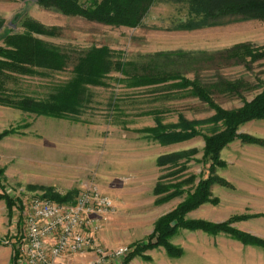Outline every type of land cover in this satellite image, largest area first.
Returning a JSON list of instances; mask_svg holds the SVG:
<instances>
[{
	"label": "rangeland",
	"instance_id": "obj_1",
	"mask_svg": "<svg viewBox=\"0 0 264 264\" xmlns=\"http://www.w3.org/2000/svg\"><path fill=\"white\" fill-rule=\"evenodd\" d=\"M0 17L5 22L0 31V47L4 46L7 33L24 31L22 23L26 18L61 30L56 37H36L60 48L69 57L65 70L38 69L40 75L17 78L15 86L23 94L39 100L46 99L55 85L71 81L78 59L93 47L121 52L126 61L138 67L154 62L204 84L220 79L244 80L253 87L243 92L248 101L260 92L257 87L264 81V60L246 66L219 54L239 43L264 46V23L253 21L172 31L188 19L187 0H156L142 26L136 29L67 17L42 7L39 0H0ZM177 52L183 53L182 56L154 57L158 53ZM123 78L113 72L105 79L107 86L88 87V101L78 117L37 116L0 105V134L13 131L0 140V169L4 171L0 193L14 201L10 211L6 201L0 200V241H10L14 231H22L26 207L31 200L50 199L45 197L50 191L61 197L72 194L76 202L84 190L95 187L108 195L115 207L96 240L107 249L123 246L133 249L134 253L140 245L157 242L153 237L157 222L177 209L187 199V193L202 178L208 177L203 138L163 146L148 130L156 126L158 114L164 124H176L179 115L188 120H202L211 117L214 111L170 84L128 88L118 82ZM7 84L15 87L12 81ZM213 98L225 109L243 105L242 99L235 96L216 93ZM239 133L264 140V122L247 124ZM186 151H196L190 157L187 170L176 177L161 179L171 170L159 168L158 158ZM221 160L227 166L216 168L215 175L230 187L215 185L212 193L219 203L204 204L187 218L220 224L234 216L250 215L253 218L233 223L232 227L264 240V147L235 141L221 152ZM190 176L196 179L192 185L183 187L186 191L183 196L157 203L161 197L155 195L157 185L166 187ZM170 242L182 249L181 257H169L160 246L137 255L129 264H264L263 248L244 245L225 234L211 236L179 229ZM8 245L15 255V247ZM93 258L94 254L86 253L71 257L70 262L87 264Z\"/></svg>",
	"mask_w": 264,
	"mask_h": 264
},
{
	"label": "trees",
	"instance_id": "obj_2",
	"mask_svg": "<svg viewBox=\"0 0 264 264\" xmlns=\"http://www.w3.org/2000/svg\"><path fill=\"white\" fill-rule=\"evenodd\" d=\"M155 3L156 0H39L42 7L53 9L67 17L80 18L87 22L115 28L131 29L142 26ZM187 3L188 19L171 29L172 31H194L253 21L264 23V0H187ZM4 25L5 22L0 17V31ZM22 27L24 29L22 33H7L3 38L4 46L0 47V105L2 106L37 116L78 117L88 101V87L107 86L105 79L111 73L117 72L124 77L118 82L125 84L128 88L170 84V87L185 92V95L198 98L214 111L211 117L202 120H188L185 116L179 115V121L176 124H164L159 114L155 116L156 126L150 128L148 132L163 146L180 144L198 137L203 138L205 143L203 160L205 165H209V175L207 178H202L193 191L187 193V199L177 209L157 222L153 235L157 242L140 245L126 264H129L137 255H142L143 252L160 246L165 248L169 257H181L182 249L170 242L179 229L201 231L211 236L225 234L244 245L264 249L263 239L232 227L233 223L253 218L250 215L234 216L220 224L187 218L188 214L204 204L219 203L218 198L213 197L212 193L215 185L230 187V184L223 178L215 175L216 168L227 166V163L221 160V152L227 146L235 141H241L244 144L264 147L263 139L239 133L240 129L247 124L264 122V81L257 87L260 92L248 101L244 98L243 92L253 87L244 80L220 79L211 84H204L199 79L190 80L163 69L157 63H145L138 67L133 62L126 61L121 52L112 51L108 47H93L78 59L71 81L63 85H55L53 92L46 99L39 100L23 94V91L15 86L18 84V76L40 75L38 69L61 72L67 67L69 57L60 48L36 37L59 36L61 30L58 27H47L31 18H26ZM182 54L181 52L158 53L154 57L169 58L172 55L182 56ZM219 54L229 61L248 66L264 60V46L254 47L251 43H239ZM138 70L141 71L138 72ZM9 81L13 82L14 88L8 86ZM216 93L240 98L243 105L236 109H225L214 100L213 96ZM12 133L13 131L3 132L0 134V140ZM194 152L196 151L178 152L159 157L158 167L171 170L161 179L176 177L185 172ZM3 178L4 171L0 169V188ZM195 179V176H190L176 184L166 185V187L165 184L157 185L155 195L161 196L157 203H165L183 196L186 193L183 187L192 185ZM48 193L45 197L57 203L75 204L72 194L61 197L51 194L50 191ZM0 200H5L9 210L13 211L14 201L12 199L0 193ZM262 216L256 215L255 217ZM1 244L0 241V246Z\"/></svg>",
	"mask_w": 264,
	"mask_h": 264
},
{
	"label": "built area",
	"instance_id": "obj_3",
	"mask_svg": "<svg viewBox=\"0 0 264 264\" xmlns=\"http://www.w3.org/2000/svg\"><path fill=\"white\" fill-rule=\"evenodd\" d=\"M114 211L112 199L95 187L75 204L35 198L26 207L22 231L1 242L15 247L17 264H71V257L86 253L94 254L87 264H123L133 249H107L96 240Z\"/></svg>",
	"mask_w": 264,
	"mask_h": 264
},
{
	"label": "crops",
	"instance_id": "obj_4",
	"mask_svg": "<svg viewBox=\"0 0 264 264\" xmlns=\"http://www.w3.org/2000/svg\"><path fill=\"white\" fill-rule=\"evenodd\" d=\"M10 238L13 239V235ZM10 247L11 246L5 244L0 247V264H16V262L18 263L17 257L13 255ZM13 257L15 259L14 262Z\"/></svg>",
	"mask_w": 264,
	"mask_h": 264
},
{
	"label": "water",
	"instance_id": "obj_5",
	"mask_svg": "<svg viewBox=\"0 0 264 264\" xmlns=\"http://www.w3.org/2000/svg\"><path fill=\"white\" fill-rule=\"evenodd\" d=\"M22 1H24V0H22Z\"/></svg>",
	"mask_w": 264,
	"mask_h": 264
}]
</instances>
